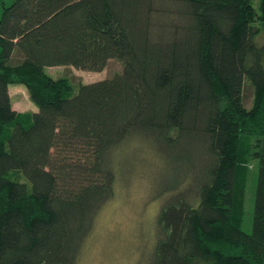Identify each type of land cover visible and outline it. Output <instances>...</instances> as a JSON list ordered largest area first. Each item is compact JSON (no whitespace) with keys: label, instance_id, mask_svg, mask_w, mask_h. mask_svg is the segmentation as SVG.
I'll return each mask as SVG.
<instances>
[{"label":"trees","instance_id":"1","mask_svg":"<svg viewBox=\"0 0 264 264\" xmlns=\"http://www.w3.org/2000/svg\"><path fill=\"white\" fill-rule=\"evenodd\" d=\"M110 59L122 69L75 91L45 72ZM10 83L35 111L13 109ZM134 139L189 161L146 264H264V0H0V264H75Z\"/></svg>","mask_w":264,"mask_h":264},{"label":"rangeland","instance_id":"2","mask_svg":"<svg viewBox=\"0 0 264 264\" xmlns=\"http://www.w3.org/2000/svg\"><path fill=\"white\" fill-rule=\"evenodd\" d=\"M121 69L119 60L110 59L100 71L61 65L46 67L45 72L53 78H68L75 91L79 82L110 77ZM8 87L19 113H31L33 107L34 111L37 109L22 84L10 83ZM251 97V90L246 87V106L250 105ZM148 147L155 148L151 141L145 143L142 139H134L116 156L118 168L114 195L98 212L75 264H146L149 261L155 240V217L161 203V192L174 182L177 173L184 171L185 161L188 165L189 161L186 158L184 161L180 152L173 160L165 161ZM194 163L198 165L196 159ZM256 173L255 160L246 167L241 195L243 216L240 229L245 232L250 231L252 224ZM9 176L13 180L28 183L21 172H11Z\"/></svg>","mask_w":264,"mask_h":264},{"label":"crops","instance_id":"3","mask_svg":"<svg viewBox=\"0 0 264 264\" xmlns=\"http://www.w3.org/2000/svg\"><path fill=\"white\" fill-rule=\"evenodd\" d=\"M8 90H9V94H10V98H11V104H12L13 109H15L17 112H20V110L17 108L16 104H14V102L12 100V93H11V89H9V87H8ZM32 111H34V107H33Z\"/></svg>","mask_w":264,"mask_h":264}]
</instances>
